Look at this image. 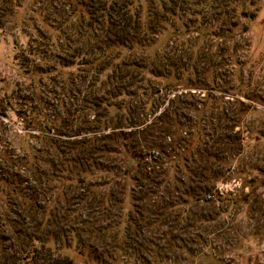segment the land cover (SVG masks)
<instances>
[{
	"label": "rangeland",
	"instance_id": "obj_1",
	"mask_svg": "<svg viewBox=\"0 0 264 264\" xmlns=\"http://www.w3.org/2000/svg\"><path fill=\"white\" fill-rule=\"evenodd\" d=\"M213 1L177 3L171 17L180 21L162 32L172 56L192 47L184 66H173L166 80L146 74L140 88L124 85L115 95L121 82H95L87 63L98 44L90 32L80 35L90 0H0V159L47 160V176L28 178L36 190L30 203L71 211L87 199L80 209L87 216L62 215L59 222L104 227L75 232L62 250L74 264H264V0H234L237 25L218 36L194 22L222 32L214 17L224 0ZM134 4L143 15L150 2ZM160 11L169 18L165 27L171 20ZM108 19L101 14L98 21ZM102 32L94 34L104 40ZM175 33L185 34L172 43ZM98 92L117 106L93 105ZM75 131L121 146V166L112 160L116 154L97 153L106 170L89 178L95 185L64 187L51 160L58 161L54 145L61 148ZM137 160L152 165L144 170ZM118 164L129 172L115 175ZM18 205L0 186V232L7 239ZM50 241L57 245L54 236Z\"/></svg>",
	"mask_w": 264,
	"mask_h": 264
},
{
	"label": "trees",
	"instance_id": "obj_2",
	"mask_svg": "<svg viewBox=\"0 0 264 264\" xmlns=\"http://www.w3.org/2000/svg\"><path fill=\"white\" fill-rule=\"evenodd\" d=\"M149 2L150 5L147 11L142 15L140 11L134 8V0H90L88 20L87 22L80 21V25H83L84 28L83 33L80 35L85 36V33L90 32L89 36H92L91 38L98 42L95 45V50L90 49L87 52L88 55L92 56V59L87 63L94 66L92 70L96 73L94 80L103 83L113 79L119 80L121 83L113 88L115 95L124 92V85L129 87L138 82H144L146 74L166 80L170 78L173 66H184L192 58L191 46L189 50L184 42L181 43V47L189 51H184L182 56L174 57L171 54L173 46L169 44L170 40L162 38L166 35L162 33L163 31L168 32V28L173 29L176 22L180 21L179 19L173 21L171 15L177 17V10L180 8L177 3H184L185 0H149ZM154 2L157 3V6ZM234 2V0H224L220 17H217V15L214 17V20L221 19L222 32L208 29L202 19L200 22L198 20L194 22H197L203 31L216 36L223 35L224 31L232 32L231 29L233 30L237 25ZM161 9L169 15L171 20V23L166 24L165 27L161 26L162 20L168 21L169 18L165 14H161ZM101 14H106L109 17L106 24L98 21ZM188 23L182 24L186 26ZM95 24L98 27H95ZM94 27L98 33L103 31V35L100 36H103L101 38L104 40L98 39L99 34H94ZM184 34H177V37H173L171 42H175L179 36ZM201 35L202 33L199 32L197 38H200ZM157 43L159 44L157 49L150 50V47ZM136 49H139V52L133 54L132 51ZM122 50H127L130 53L122 55ZM203 58H205V55L202 52L196 57L198 61H202ZM103 71L108 73L106 74L107 79L102 81L99 75ZM81 79L84 80L82 77ZM136 88H140L138 84ZM98 90L100 93L110 95V91L102 89V86ZM142 91H148V89L143 88ZM99 92L91 100L93 105L101 106L106 102V98L99 95ZM125 92L124 94L133 93V91ZM105 105L117 106L116 103H105ZM97 130L99 129H94L93 132ZM77 132L72 133L74 138H68L61 148L60 145H54L58 152L55 155L58 161L51 160L52 175H54L58 166L60 181L67 188H80L78 182L95 185L89 178L96 171L106 170L102 163L98 161L101 156L97 157V153L102 155L116 154L117 156L113 157L112 160L120 162V166L122 157L126 154L119 145H99L96 143V137L87 133L78 136L79 133ZM37 151L41 152L40 148ZM27 156L24 154L15 155V159L8 160L7 164H5L3 158L0 159V186H3L12 195L15 202L19 204L17 207L19 211L15 213L16 220L14 222L16 226L13 236L11 235V238L7 239L4 231L0 232V264L1 261L6 259H8L9 264H74V260L63 253L62 250L64 247H69L75 232L101 231L104 230V227L88 225L85 220L76 221L77 226L74 227L59 224L60 220L64 219L63 216L68 218L72 214L69 219L74 220L87 216V214L80 211L81 207L87 202L84 197L80 199L81 206L71 211L66 209L62 211L55 210L47 208L45 205L30 203L36 197V190L31 189L29 186L30 177L34 175L39 179L41 176H47L48 171L44 168L47 160L35 154L37 160L31 162L27 159ZM136 164L144 170H149L152 162L137 160ZM116 168L115 175L129 172L128 167L125 165L123 169L119 170V164ZM66 183L67 185H64ZM37 189H39V186ZM51 236H54L57 242L56 246L50 245ZM62 240L65 241V245Z\"/></svg>",
	"mask_w": 264,
	"mask_h": 264
}]
</instances>
